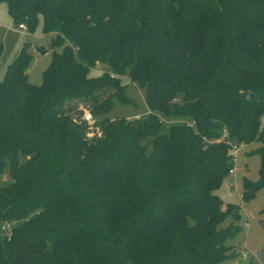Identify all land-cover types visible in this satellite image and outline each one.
Returning a JSON list of instances; mask_svg holds the SVG:
<instances>
[{"label": "trees", "instance_id": "trees-1", "mask_svg": "<svg viewBox=\"0 0 264 264\" xmlns=\"http://www.w3.org/2000/svg\"><path fill=\"white\" fill-rule=\"evenodd\" d=\"M0 2L29 31L41 19L52 48L41 84L28 80L27 44L0 79V173L8 158L11 177L0 188V264L233 257L240 207L215 192L233 167L218 140L226 129L257 143L258 178H244L242 200L254 196L264 188V0ZM125 76L148 112L110 119L113 99L130 101ZM165 120H177L167 132Z\"/></svg>", "mask_w": 264, "mask_h": 264}, {"label": "rangeland", "instance_id": "rangeland-1", "mask_svg": "<svg viewBox=\"0 0 264 264\" xmlns=\"http://www.w3.org/2000/svg\"><path fill=\"white\" fill-rule=\"evenodd\" d=\"M51 35H45L42 32V20L39 19L33 31L23 32L17 28L8 13L5 2H0V79H3L8 66L19 55L24 44L28 45L27 52L32 56L28 68V80L35 85L42 83L43 71L48 67L51 60L52 48L50 47ZM44 49L41 51L40 49ZM60 51L61 48H56ZM96 73V72H95ZM122 82L126 84L125 94L129 102H122L113 99V106L105 114L110 119L115 118H138L147 114L148 108L144 98V89L138 84L124 77ZM87 110V109H86ZM89 113L87 110L85 114ZM163 118V117H162ZM167 123L163 126V131L167 132L169 122L177 120H165ZM88 130H99L94 122H87ZM257 143L252 142L242 146L233 161L235 175H227L221 185L216 189V194L226 201L238 205L239 220L237 225L239 231L235 237L227 240V244L233 247L235 255L218 264H264V188H259L255 195L240 201L239 194L243 193L244 178L255 181L258 178V168L260 157L257 154H249V151L256 147ZM151 145L147 146L146 152H151ZM28 159L23 152L17 153V161L24 163ZM9 159H5L4 167L0 173V188L6 186L11 177L9 174ZM232 187V188H231ZM249 222L247 227L245 221ZM231 223V217L228 216L221 223L222 227H227ZM246 256H243V252Z\"/></svg>", "mask_w": 264, "mask_h": 264}, {"label": "built area", "instance_id": "built-area-1", "mask_svg": "<svg viewBox=\"0 0 264 264\" xmlns=\"http://www.w3.org/2000/svg\"><path fill=\"white\" fill-rule=\"evenodd\" d=\"M17 28H18L19 30L23 31V32H26V31H27V28H26V26H25L24 23H20V24H18V25H17ZM83 119H84L86 122H93V117L91 116L90 113L85 114V115L83 116ZM181 122H185V123H187L188 125L192 126V122H190V121H187V120H181ZM262 122H264V116L262 117ZM221 140H224V141H226V142L229 143V145H230V153H231L232 159H233V161H234L235 158H236V156L238 155V152H239L240 148H241L242 146H244L245 143H237V142H234V141H230V140H228V132H227L226 129L223 130L222 135H221V137H220V139H219L218 141H221ZM228 173H229L230 176H231V175H235V169H234L233 167L230 168ZM231 188H232V187H231ZM239 199H240V201H242V193L239 194ZM248 225H249V222L246 220V221L244 222V226L247 227ZM1 228H2V230H3L5 233L9 234L10 225H9L8 223L3 224ZM243 256H244V257L246 256V252H245V251L243 252Z\"/></svg>", "mask_w": 264, "mask_h": 264}, {"label": "crops", "instance_id": "crops-1", "mask_svg": "<svg viewBox=\"0 0 264 264\" xmlns=\"http://www.w3.org/2000/svg\"><path fill=\"white\" fill-rule=\"evenodd\" d=\"M224 199V198H223ZM225 200V199H224ZM226 201V200H225Z\"/></svg>", "mask_w": 264, "mask_h": 264}]
</instances>
